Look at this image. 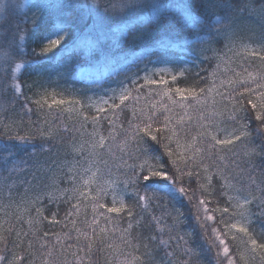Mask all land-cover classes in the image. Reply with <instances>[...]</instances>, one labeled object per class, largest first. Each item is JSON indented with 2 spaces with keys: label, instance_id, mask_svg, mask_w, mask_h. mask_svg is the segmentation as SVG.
Masks as SVG:
<instances>
[{
  "label": "snow or ice",
  "instance_id": "6c2138e0",
  "mask_svg": "<svg viewBox=\"0 0 264 264\" xmlns=\"http://www.w3.org/2000/svg\"><path fill=\"white\" fill-rule=\"evenodd\" d=\"M219 6L225 15L216 16L214 23L216 14L208 0L196 4L200 23L194 26L206 33L198 43L202 51L214 55L218 37L231 34L233 46L236 39L228 14L232 5L219 0ZM34 7L32 28L47 16L50 26L67 31L77 13L118 17L150 8L151 18L161 5L150 0H115L101 8L93 0H51ZM260 11L264 12V0ZM63 38V33L56 35L31 52L18 49L15 35L0 40L9 64L0 75V126L4 129L0 134V264H98L94 255L105 253V264H203L205 259L207 264H264V228L257 232L253 227L257 219L264 223V42L251 49L242 45L249 59L260 62L251 71L225 68L232 75L218 77L217 65L209 83L202 80L192 87L173 88L169 85L176 84L177 75L169 77L165 75L169 69H156L152 76L137 77L132 87L122 88L111 102L104 100L107 108L96 106L90 116L92 105L70 95L62 98L55 90L50 93L44 85L54 81L46 80L37 89L36 82L28 84L21 77L17 83L11 75L16 58L31 65L26 56L52 52ZM87 46L84 55L93 42L87 41ZM155 51H166L163 42ZM57 75L64 79V73ZM145 89L148 93L141 103ZM17 105L22 116H38L35 135L9 134L16 120L5 113L16 112ZM65 113L74 118L72 128L60 122ZM89 124L87 141H71V151L83 163L62 165L59 160L42 163L37 159L53 149L57 156L61 149L67 150L68 136L83 132ZM28 148L32 151L26 152ZM105 155L112 166L103 159ZM65 167L62 179L71 187L53 184L55 191H48L50 186L42 183L47 173ZM214 177L223 181L219 189ZM17 186L24 189L19 200L15 199ZM177 195L193 209L189 212L195 221L193 231L183 227L185 214L173 203ZM45 201L58 206L50 217L44 215ZM61 201L67 205L62 221L57 219ZM82 211L85 215L80 220ZM44 221L62 224L61 231L41 233ZM9 244L10 258L6 255Z\"/></svg>",
  "mask_w": 264,
  "mask_h": 264
},
{
  "label": "trees",
  "instance_id": "16d2710c",
  "mask_svg": "<svg viewBox=\"0 0 264 264\" xmlns=\"http://www.w3.org/2000/svg\"><path fill=\"white\" fill-rule=\"evenodd\" d=\"M48 2L51 0H30L23 12L5 7L4 15L0 17V37L5 36L11 29V32L18 38L16 44L21 52H31L32 49L38 51V48L48 39L61 33L64 35L61 45L52 52L36 54L31 57L26 56L25 59L33 61L31 65L23 64L19 58H16L15 62L11 64V75L17 83L20 82L21 77L28 84L36 82L37 89L46 80L54 81L55 83L51 85H44L50 93L55 90L62 98L70 95L80 99L86 106L92 105L90 116L95 114V105L92 103L94 98H101L106 94L113 96L110 93H118L122 88L129 87L133 80L143 77L146 70L156 66L168 65L173 69L174 73L168 74V76L177 75L176 84L169 85L174 88L176 86L192 87L200 84L202 80L204 84L209 83L212 79L213 69L220 65L222 58L227 56L225 68L236 72L251 71L258 68L260 64L259 61L253 62L249 59L248 54L243 51L242 45H247L251 49L264 42V12L260 11L261 0H227L232 5L228 14L232 21V32L236 35L235 46L231 43L233 39L231 34L221 35L213 45L216 55L202 51V46L198 43V38H206V33L194 26L200 23L199 10L196 8L198 0H150L151 3L161 5L158 13L151 18L150 8L142 11H129L118 17L77 13L71 19L70 29L67 31L50 26L47 16H42L38 21V26L32 28V18L37 13L34 6ZM93 2L103 8L107 4L114 3L115 0H93ZM208 4L213 7L216 14L212 17L215 23L216 16L223 17L226 10L219 6V0H208ZM249 5L252 7L250 8ZM191 17H195V20ZM17 27L19 28L18 32L16 31ZM87 41H92L93 47L88 50V55H84L88 48ZM160 42H163L166 51L158 54L155 49L160 47ZM5 51L6 49L0 48V75L5 74L9 68ZM150 52L151 55H149ZM16 64H21V67L17 68ZM65 68H68L69 71L65 72ZM224 70L221 73L217 72V76L232 75V71L225 73ZM180 72H184V75L180 76ZM57 73H64V79H61ZM28 94L31 95V93ZM54 115H49L47 118L51 120ZM9 116L16 120V124L11 125L10 135L36 134L39 118L35 113L31 116H22L17 105L16 112L5 113L6 118ZM21 118L24 121L22 124L20 123ZM124 118V114H121L120 119ZM73 121L74 118L69 113L60 117L61 124L67 125L69 128L73 127ZM41 127L43 126L41 125ZM75 127L79 128V123H76ZM90 127L89 124L83 132L68 136L65 143L69 144V148L61 149L58 156L53 149V152H45L37 159L42 163L45 160H59L62 165H71L75 162L83 163L80 157L71 151V141L76 140L77 144L87 141L86 133L91 132L88 129ZM251 127L254 129L256 125L253 124ZM3 131V127L0 126V134ZM104 134H108L107 127L104 128ZM35 143L38 146L40 141L37 140ZM255 143H259V140H255ZM242 148L243 146H241ZM37 150L39 149L37 148ZM25 151L31 152L32 149L28 148ZM116 154L118 155V152ZM20 155L23 156L24 152H21ZM103 159L108 161L109 166L113 165V161L107 155ZM99 166L103 168V162ZM112 170L115 172L114 167ZM66 171L67 167L63 171L57 168L47 173V179L42 183L50 186L48 191H55V188L51 187L53 184L61 189L71 187L65 179H62ZM213 183L219 189L223 181L219 177H214ZM23 191L22 187H16V200L20 199L18 194ZM6 195L5 191V197ZM197 195H199V191H197ZM0 199L3 198L0 197ZM173 203L185 214L186 220L183 227L193 231L195 221L189 215L193 209L188 200L177 195ZM220 204L224 206V198H220ZM45 209L44 215L50 217L52 212L58 211L57 203L49 204L45 201ZM66 210L67 205L61 201L57 219L62 221ZM253 211H257L255 205H253ZM156 214H160L159 210ZM84 215L82 211L80 220L84 219ZM87 216L89 219L91 218L90 209ZM77 226H80L79 222ZM27 227L25 224L24 229L27 230ZM253 227L259 232L264 228V223L257 219ZM61 229L62 224L50 225L48 221H44L40 225L41 233L61 231ZM63 230L67 231L68 229L63 228ZM139 230L144 231V229ZM11 252L12 245L9 244L6 253L9 258ZM105 255L106 253L94 255V259H98V264H105ZM154 255L159 260L160 256ZM109 258L112 259V257ZM203 264H207L206 259Z\"/></svg>",
  "mask_w": 264,
  "mask_h": 264
},
{
  "label": "rangeland",
  "instance_id": "374dc122",
  "mask_svg": "<svg viewBox=\"0 0 264 264\" xmlns=\"http://www.w3.org/2000/svg\"><path fill=\"white\" fill-rule=\"evenodd\" d=\"M29 1L30 0H0V17L2 15H4L3 13H4V10H5V7H10L14 11L17 10L18 12H23L25 10V8H27V4L29 3ZM13 35H14L13 32L8 31L7 34L5 36H3V37H0V39H2V40H4V39L10 40ZM15 40H16V42L18 40V38H16V36H15ZM227 57L221 59V61H220L221 63L219 65V71H218L219 73H221L223 71V69H225V67H226L225 61L228 59ZM160 68L169 69V72L165 73V75L174 73L173 69H171L168 65L167 66L166 65H162V66H156V67H153V68H150V69L146 70V72L143 75L147 74L149 76H152L153 75V70L160 69ZM213 70L217 71V67H215ZM159 75H160V73L157 72L156 73V78H159ZM140 83H143V80H140ZM129 87H132V84H130ZM114 93L112 92L110 94H112L113 96H118L119 95V91H118V93H116V92H114ZM147 93H148V89H145V91L143 93H140V95H141V103L144 102V98L147 95ZM133 94L135 95L136 93L134 92ZM113 96H109V94H106V95H104L101 98H94L92 103L95 105V107L96 106H103V107L107 108V105H104L103 101L104 100H109L110 101V98H112ZM109 115H111V113H109ZM88 129H89V131L92 130L91 127L88 128ZM86 138L88 140V137H86Z\"/></svg>",
  "mask_w": 264,
  "mask_h": 264
}]
</instances>
